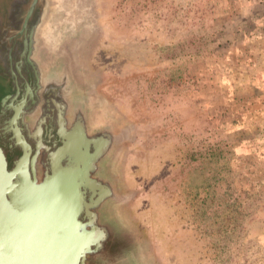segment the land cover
Listing matches in <instances>:
<instances>
[{
  "label": "rangeland",
  "instance_id": "obj_1",
  "mask_svg": "<svg viewBox=\"0 0 264 264\" xmlns=\"http://www.w3.org/2000/svg\"><path fill=\"white\" fill-rule=\"evenodd\" d=\"M83 1L147 262L264 264V0Z\"/></svg>",
  "mask_w": 264,
  "mask_h": 264
},
{
  "label": "water",
  "instance_id": "obj_2",
  "mask_svg": "<svg viewBox=\"0 0 264 264\" xmlns=\"http://www.w3.org/2000/svg\"><path fill=\"white\" fill-rule=\"evenodd\" d=\"M60 3L0 0V264H149L134 225L141 192L127 176L131 134L100 100L95 24L83 0Z\"/></svg>",
  "mask_w": 264,
  "mask_h": 264
},
{
  "label": "bare ground",
  "instance_id": "obj_3",
  "mask_svg": "<svg viewBox=\"0 0 264 264\" xmlns=\"http://www.w3.org/2000/svg\"><path fill=\"white\" fill-rule=\"evenodd\" d=\"M71 146H73L72 143H71ZM4 167H5V165H3V163H1V159H0V178L3 177L2 170H5ZM15 170L18 171V178L19 179L18 178L16 179L17 183L22 182V186H23V188H25L26 183L28 181L27 176H28V178L30 177L29 172H28V171H30V169H28L27 165H25L24 162L21 161V162L17 163V166L15 167Z\"/></svg>",
  "mask_w": 264,
  "mask_h": 264
}]
</instances>
